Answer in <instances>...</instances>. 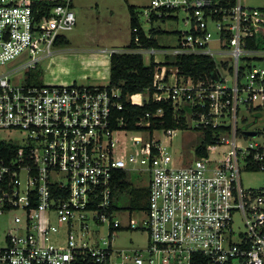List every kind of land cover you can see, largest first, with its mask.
Listing matches in <instances>:
<instances>
[{
	"label": "built area",
	"instance_id": "1",
	"mask_svg": "<svg viewBox=\"0 0 264 264\" xmlns=\"http://www.w3.org/2000/svg\"><path fill=\"white\" fill-rule=\"evenodd\" d=\"M230 1L151 0L144 11L151 24L188 26L167 53L173 59L204 55L216 63L211 79L195 81L154 60V93L128 98L138 106L172 101L176 113L187 108L189 128L194 122L203 138L212 130L205 153L185 162L154 137L171 140L180 129L151 131V114L137 124L142 136L124 144L131 131L112 120L120 90L23 77L76 26L72 0L53 7L0 0V217L13 224L0 264H264V185L242 182L264 173V140L246 123L264 114V67L254 65L264 50L249 47L264 40V9ZM132 171L146 177L141 226L116 216L125 212L118 196ZM104 227L108 236L98 240ZM120 230L145 233L146 246L115 248Z\"/></svg>",
	"mask_w": 264,
	"mask_h": 264
},
{
	"label": "rangeland",
	"instance_id": "2",
	"mask_svg": "<svg viewBox=\"0 0 264 264\" xmlns=\"http://www.w3.org/2000/svg\"><path fill=\"white\" fill-rule=\"evenodd\" d=\"M241 1L245 6L264 8V0ZM72 3L77 24L73 30L65 33L69 44L56 46L52 57L41 61L37 69L23 76L30 77L31 83L107 87L110 84L111 52L126 51L131 42L129 6L136 8L142 28L147 34L152 29L160 31L157 39L163 48L151 51H156L154 59L161 63L174 60L167 53L173 52L178 46L179 33L188 30L182 19L149 23L144 11L150 6L151 0H72ZM149 51L143 53L146 65L150 64L152 58ZM254 65L264 67V60H256ZM190 119L188 116V123ZM246 123L252 131H259V140H264V114L262 118L256 120L248 116ZM141 136V132L131 131L122 136V141L131 147L133 138ZM154 137L161 139L163 146L167 147V151L178 161L185 162L196 159V149L203 142V135L195 128L194 122L190 123V128L178 130L171 140L164 138L161 133H156ZM144 180H146L144 175L134 171L128 173L129 189L125 196H118L119 206L125 208L126 212L117 213L120 221L125 223L134 221L138 226L142 225L144 217L138 212L139 208L133 207V192L143 186ZM242 182L246 188H261L264 185V173L244 174ZM11 229H13L11 218L0 217V246L3 245L4 236ZM107 236L108 230L104 227L98 235V240H105ZM146 244V234L140 230L117 231L113 243L117 249L139 248Z\"/></svg>",
	"mask_w": 264,
	"mask_h": 264
},
{
	"label": "trees",
	"instance_id": "3",
	"mask_svg": "<svg viewBox=\"0 0 264 264\" xmlns=\"http://www.w3.org/2000/svg\"><path fill=\"white\" fill-rule=\"evenodd\" d=\"M48 2V3H47ZM35 0L36 6L42 4H48L53 7L59 5L62 0ZM231 4H235V0L230 1ZM264 9V8H263ZM129 12L131 15V42L128 50L132 52H114L110 57V84L107 86L109 90L117 89L120 90V98L117 99L121 103V110L113 111V126L118 128L122 125V128L129 131H139L144 129L139 127L137 124L143 119H147V114H151L150 117V130H161V129H187L188 120L185 117L186 109L180 112H175V106L172 101L156 102L152 99L145 103L143 106L133 105L128 98L150 91L152 95L154 93L153 83L156 68L160 65L157 64L154 59H151L149 65L144 62V57L141 52H134L139 50H151L160 49L161 46L158 43L157 35L160 31L152 29L147 34L141 25L138 12L134 6H129ZM157 19V18H155ZM154 21H158L155 20ZM165 21V20H164ZM138 28V32H134V29ZM139 37V42L136 43L135 39ZM68 45L69 41L66 38H60L58 45ZM249 47L257 50H264V40L262 41H249ZM169 67H177L179 74L185 77H191L195 81L211 79L216 71V63L209 56H180L171 62H167ZM39 84V83H38ZM162 109L164 114L162 116H153L158 110ZM258 110V109H257ZM262 112L263 110H259ZM153 114V115H152ZM263 114L258 113L256 118H260ZM205 137L203 138L202 144L196 149V155L202 156L205 153L206 147L213 141V133L210 128L205 129ZM123 175V174H122ZM122 188L125 190L129 189V185L126 183L122 184ZM134 208H143L148 197V190H138L133 192Z\"/></svg>",
	"mask_w": 264,
	"mask_h": 264
},
{
	"label": "crops",
	"instance_id": "4",
	"mask_svg": "<svg viewBox=\"0 0 264 264\" xmlns=\"http://www.w3.org/2000/svg\"><path fill=\"white\" fill-rule=\"evenodd\" d=\"M242 2V1H241ZM157 38V37H156ZM158 40V39H157ZM158 43H159V41H158ZM159 45H160V43H159ZM161 46V45H160ZM161 48H163V47H161ZM104 51V50H103ZM127 51H129V52H132V51H130V50H126L125 52H127ZM134 52H140V50L138 51H134ZM145 52H147V51H145ZM156 55H152V58L151 59H154V57H155ZM155 60V59H154ZM157 61V60H156Z\"/></svg>",
	"mask_w": 264,
	"mask_h": 264
},
{
	"label": "water",
	"instance_id": "5",
	"mask_svg": "<svg viewBox=\"0 0 264 264\" xmlns=\"http://www.w3.org/2000/svg\"><path fill=\"white\" fill-rule=\"evenodd\" d=\"M247 135H249V136H256V132H249Z\"/></svg>",
	"mask_w": 264,
	"mask_h": 264
}]
</instances>
